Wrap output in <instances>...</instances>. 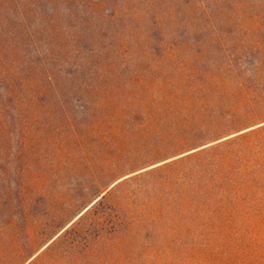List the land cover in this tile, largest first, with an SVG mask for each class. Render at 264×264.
Wrapping results in <instances>:
<instances>
[{"label": "rangeland", "instance_id": "1", "mask_svg": "<svg viewBox=\"0 0 264 264\" xmlns=\"http://www.w3.org/2000/svg\"><path fill=\"white\" fill-rule=\"evenodd\" d=\"M53 1L3 37L0 264H264V0Z\"/></svg>", "mask_w": 264, "mask_h": 264}, {"label": "trees", "instance_id": "2", "mask_svg": "<svg viewBox=\"0 0 264 264\" xmlns=\"http://www.w3.org/2000/svg\"><path fill=\"white\" fill-rule=\"evenodd\" d=\"M59 5L58 1L53 0H29L23 5L20 0H0V113H13L15 92L34 78L35 73L29 56L11 55L6 51L4 35H34V30L29 26L32 18L44 22L55 19ZM17 22L23 26L22 30L16 25Z\"/></svg>", "mask_w": 264, "mask_h": 264}]
</instances>
